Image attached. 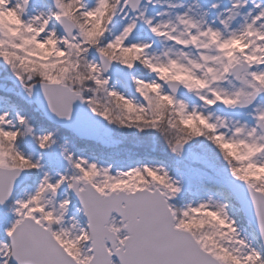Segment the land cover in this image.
<instances>
[{"label": "snow or ice", "instance_id": "1", "mask_svg": "<svg viewBox=\"0 0 264 264\" xmlns=\"http://www.w3.org/2000/svg\"><path fill=\"white\" fill-rule=\"evenodd\" d=\"M0 264H264V0H0Z\"/></svg>", "mask_w": 264, "mask_h": 264}]
</instances>
